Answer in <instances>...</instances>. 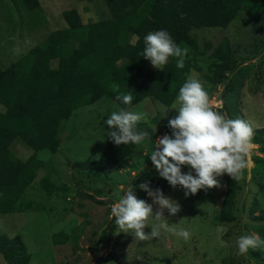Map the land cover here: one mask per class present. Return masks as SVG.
I'll return each instance as SVG.
<instances>
[{
  "label": "rangeland",
  "instance_id": "1",
  "mask_svg": "<svg viewBox=\"0 0 264 264\" xmlns=\"http://www.w3.org/2000/svg\"><path fill=\"white\" fill-rule=\"evenodd\" d=\"M37 1L35 8L27 9L21 0H0L2 69L50 31L65 27L62 11L73 9L81 23L101 18L103 11L108 14L104 0ZM188 33L196 44L185 58L188 76L201 82L214 110L227 118L245 119L252 128L264 126V0H244L224 28L192 27ZM26 38L31 43L26 44ZM222 38L227 40L230 51L225 57L224 48L220 49L223 58L214 52ZM17 46L21 48L19 55L13 52ZM220 64L227 69L217 76L213 69ZM150 65L155 68L151 62ZM174 100L165 106L147 96L128 107L147 113L135 130L146 132L148 137L139 145L133 144L130 154L115 167L102 169H82L73 163L98 158L109 129L104 120L121 107L103 96L70 113L56 150L52 154H35L43 160V166L22 194V201H29L31 208L0 214V234L20 235L29 253L27 264H264V251L249 249L246 255H239L235 243L239 236L252 233L264 239V218L259 216L264 208V142H252V164L236 181L232 219L219 222L217 212L226 173L217 177L219 187L201 189L185 197L184 189L173 188L147 156L157 138L171 134L168 121L178 115L172 108ZM9 150L20 159L32 152L18 139L11 141ZM189 169L190 166H181L183 173ZM41 177L56 185L57 190L46 195ZM142 182H149L152 189L159 187L180 205L177 214L170 216L165 209L161 221L149 217L148 223L167 222L170 228L186 229L191 234L189 241L171 231L162 233L160 238L138 241L131 232L121 231L115 222L107 230L115 218L111 205L118 200L119 185L132 187L138 199L152 203L147 192L138 187ZM157 208L153 205L154 214ZM144 231L150 233L151 226ZM137 255L143 256V261L136 259ZM0 264H7L1 254Z\"/></svg>",
  "mask_w": 264,
  "mask_h": 264
},
{
  "label": "trees",
  "instance_id": "2",
  "mask_svg": "<svg viewBox=\"0 0 264 264\" xmlns=\"http://www.w3.org/2000/svg\"><path fill=\"white\" fill-rule=\"evenodd\" d=\"M104 1L108 14L103 11L102 19L81 23L73 9L64 10L65 27L50 31L13 63L0 67V214L31 208L29 201H22V194L43 166V160L35 154L56 150L63 124L74 109L103 96L121 108L147 96L165 106L172 103L188 77L189 64L185 61L184 68H177V58L172 56L163 70L152 68L150 61L141 56L146 34L167 30L181 48L196 49L189 29L224 28L244 0ZM21 2L27 9L38 4L37 0ZM228 47L222 38L214 52L223 58L224 48L227 57ZM226 69L220 64L213 72L219 76ZM115 86H119L118 91ZM121 92L132 94L131 105L116 99ZM252 129V142H264V126ZM13 139L32 150L29 156L20 159L10 152ZM132 149L131 143L115 145L106 133L97 159L73 165L82 169L115 167ZM39 181L46 195L58 188L45 177ZM236 189V181L226 173L217 212L219 222L232 219ZM259 216L264 218V208ZM0 254L7 264H27L29 260L18 233L0 234Z\"/></svg>",
  "mask_w": 264,
  "mask_h": 264
},
{
  "label": "clouds",
  "instance_id": "3",
  "mask_svg": "<svg viewBox=\"0 0 264 264\" xmlns=\"http://www.w3.org/2000/svg\"><path fill=\"white\" fill-rule=\"evenodd\" d=\"M25 43L29 44L31 41L26 38ZM144 45L141 56L155 68L163 70L172 56L177 58V68H184L189 49L181 48L167 30L149 32L144 36ZM13 52L19 55L21 48L17 46ZM118 88L119 86H115L117 91ZM116 99L124 105H131L133 96L130 92H121ZM172 108L177 110L178 115L168 121L171 134L166 133L157 138L155 147L147 154L159 175L173 188L181 186L185 197L194 195L201 189L207 191L212 187H219L217 177L225 173L234 181H240L244 170L252 164L253 129L249 122L240 118H227L225 114L214 110L208 92L192 75L179 88ZM146 116L147 113L143 111L127 108L112 112L104 120L110 129L107 132L108 138L117 146L141 144L148 134L135 129L137 123L144 121ZM185 165L190 166L187 173L181 171V166ZM138 187L147 192L152 203L138 199L132 187L119 185L116 193L118 200L111 205V215L116 218V226L121 231L131 232L138 241L160 238L162 233L168 231L182 237L185 242L189 241L191 234L186 229L170 228L167 222L148 223L149 217L161 221L165 209L170 216L177 214L180 211L179 203L165 196L159 187L152 189L149 182H142ZM153 205H158L155 214ZM149 225L151 232L146 233L144 229ZM222 231L223 229H217V232ZM220 243L224 246L223 241ZM235 243L239 255H246L249 249L264 251V239L257 233L241 235ZM136 259L143 261L144 258L137 255Z\"/></svg>",
  "mask_w": 264,
  "mask_h": 264
},
{
  "label": "water",
  "instance_id": "4",
  "mask_svg": "<svg viewBox=\"0 0 264 264\" xmlns=\"http://www.w3.org/2000/svg\"><path fill=\"white\" fill-rule=\"evenodd\" d=\"M148 167H149V165H146V166H145V168H148ZM115 219H116V218H114V219L112 220L111 224H109V226H107V230H108L109 227L115 222Z\"/></svg>",
  "mask_w": 264,
  "mask_h": 264
}]
</instances>
